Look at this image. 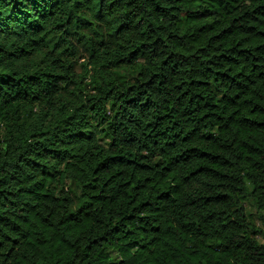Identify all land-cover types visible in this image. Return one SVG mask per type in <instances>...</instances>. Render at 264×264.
<instances>
[{
  "label": "trees",
  "instance_id": "trees-1",
  "mask_svg": "<svg viewBox=\"0 0 264 264\" xmlns=\"http://www.w3.org/2000/svg\"><path fill=\"white\" fill-rule=\"evenodd\" d=\"M258 236L264 0H0V264H264Z\"/></svg>",
  "mask_w": 264,
  "mask_h": 264
},
{
  "label": "rangeland",
  "instance_id": "rangeland-1",
  "mask_svg": "<svg viewBox=\"0 0 264 264\" xmlns=\"http://www.w3.org/2000/svg\"><path fill=\"white\" fill-rule=\"evenodd\" d=\"M80 61H82V60H80ZM245 207H246L247 212H248L249 215H250V218H251L252 220H254L255 225H256L258 228H261V223H260V220H259V215L257 214V212H255L253 206H252L249 202H246V203H245ZM258 240H259L261 243L264 242L260 236H258Z\"/></svg>",
  "mask_w": 264,
  "mask_h": 264
}]
</instances>
